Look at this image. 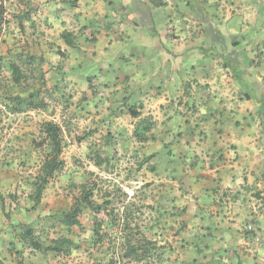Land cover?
I'll return each instance as SVG.
<instances>
[{
  "label": "crops",
  "instance_id": "obj_1",
  "mask_svg": "<svg viewBox=\"0 0 264 264\" xmlns=\"http://www.w3.org/2000/svg\"><path fill=\"white\" fill-rule=\"evenodd\" d=\"M22 3L29 5L25 11L31 15L43 8V16L52 24L48 31L58 38L52 41L53 48L67 54L77 51L73 55L77 69L94 68L101 76L93 80L95 85L98 80H111L114 87L108 93L122 101L120 109L131 129L137 121L127 113L132 106L138 105L140 118L154 114L151 132L159 130L138 144H160L163 127L184 129V147H168L176 152L167 173L159 174L167 176L161 181L170 190L172 218L177 209L183 211L181 227L165 231L171 247L163 243L160 264H264V200L260 199L264 197V121L249 117L236 131L228 117L244 119L253 112L264 117V0ZM33 24V33L39 31ZM63 32L71 34L72 48L61 39ZM87 40L93 44L83 45ZM120 81L122 88L116 84ZM154 105L162 110L157 117L150 111ZM191 129L199 132L193 134ZM200 130L204 142L192 147ZM182 163L185 166L179 170ZM4 184L1 172L0 196ZM181 188L182 197L175 193ZM19 222L4 220L0 205V264H16L18 252L25 264H31L28 258L35 251L26 247L22 253L23 245L10 233ZM178 240L189 242L188 248H174L172 243Z\"/></svg>",
  "mask_w": 264,
  "mask_h": 264
},
{
  "label": "rangeland",
  "instance_id": "obj_2",
  "mask_svg": "<svg viewBox=\"0 0 264 264\" xmlns=\"http://www.w3.org/2000/svg\"><path fill=\"white\" fill-rule=\"evenodd\" d=\"M43 5L42 3L41 6ZM25 6L22 0H0V7L12 15L28 12V17L22 21V27L19 26L20 20L16 19L9 24H4L0 31V110L2 111L0 113V173L3 172L5 177L0 205L4 220L10 222L11 218H15L20 221L18 225L10 229V233L20 240L21 233L25 229L23 224L30 227L35 238L45 244L47 240L64 237L71 240L77 247L70 253H32L28 258L31 264L106 262L112 256L115 259L118 258L120 264H135L129 259L130 257L122 258L126 246L124 235L131 238L132 244L141 240L140 236H143L155 245L156 250L150 251V261L142 264H160L161 252L165 248L163 243L167 242L170 246L171 242L170 234H166L165 231L179 229L183 218L181 214L183 211L179 209L176 210L177 216L172 218L170 190L161 180L167 177L166 169L171 165L173 152H176L175 149L170 151L168 147L172 145L184 147V140H181L184 129L163 127L160 131H164L165 136L163 140L160 139V144L156 141L149 145L138 144L140 140L132 135L134 126L131 129L132 124L128 122L125 111L120 109L119 104L122 101L108 93L111 87H114L113 83H110L111 80H98L95 85L93 80L101 76H97L94 68L88 71L77 69L73 63L76 61L73 55L77 51H69L67 54L53 48L55 44L52 41H57L58 38L49 33L48 30L52 28L50 27L52 24L43 16V8H39L37 13L31 15V11H25ZM39 12L41 13L38 14ZM31 21L38 26L39 31L36 30L33 33ZM46 22L49 24L46 25ZM184 22L188 24L187 21ZM171 28L173 31L174 27ZM88 43L93 44L87 40L83 45ZM98 48L101 47L98 46ZM81 52L85 57L83 48ZM91 52V48L88 49L87 53L91 54ZM27 53L43 58L42 70L46 89L39 91L36 100H44L48 109L25 111L19 115L10 114L5 111V107L12 102L6 98L14 97L21 92V89L12 88L9 65L19 64L18 58H23ZM186 76H190V73L189 75L186 73ZM102 82L109 83L103 85ZM123 83L124 81L116 82L121 88ZM31 87L29 90L27 86L20 87L26 92L23 96L33 90H39L40 83L36 81V77H33ZM55 88L56 93L53 92ZM62 95L69 96L68 101L64 102L60 99ZM151 108L150 111L156 113L155 117L162 113L158 105ZM252 114L255 113L238 120L235 116L229 115V119L233 122L232 129L238 131V127L241 124L244 125L242 121L249 117L251 121L263 123L264 117L260 113L257 112L253 116ZM185 115L187 116L188 113ZM152 116L151 119L154 118V114ZM160 118H162L161 115ZM44 121L55 122L62 128L61 159L64 165L45 188L40 204L36 209H32L33 187L30 186V182L36 176L47 153L45 146L38 147L43 139L40 125ZM158 130L159 128L154 129L149 135L155 134ZM191 131L197 134L199 129H191ZM256 131L260 132L259 129ZM107 133H111L114 137V143L110 144L113 148L111 152L107 151L110 149L109 145H106L102 139ZM169 139L172 144H167ZM204 139L205 135L200 130V135L196 136L192 147H199ZM96 153L101 157L108 154L109 165L103 164L101 168H96L93 165ZM178 155L183 153L179 152ZM149 156L153 158L146 161ZM183 163L177 165L179 170L183 167ZM150 168H154V171H150ZM162 170L165 171L162 174L165 177L159 176ZM7 175L8 179H6ZM87 183L95 188L92 197L94 204L112 211L113 214L126 216L125 222L128 225L127 232H121L119 224H122V221L116 220L117 217L112 214L109 218L111 225L107 223L108 219L102 223L99 234L103 242L97 246L92 244L94 213L91 210H84L79 217L80 227L65 230L53 220L55 214L70 209L74 202V194H77L81 185ZM182 192L183 188L175 193L182 197ZM19 210H28L29 214L26 216ZM176 242L178 244L172 243L174 248H188L189 242L184 240ZM25 249L23 248L22 253ZM17 255L18 253H16L15 261L22 260L24 263V257Z\"/></svg>",
  "mask_w": 264,
  "mask_h": 264
},
{
  "label": "trees",
  "instance_id": "obj_3",
  "mask_svg": "<svg viewBox=\"0 0 264 264\" xmlns=\"http://www.w3.org/2000/svg\"><path fill=\"white\" fill-rule=\"evenodd\" d=\"M23 2V0H22ZM26 5V4H24ZM29 9V6L26 5L25 9ZM28 17L27 13L12 15L7 12L4 8L0 7V31L4 24H9L10 22L15 21L16 19L19 21V26L22 27V21ZM61 39L64 43L72 47V36L70 33L63 32L61 34ZM19 64L11 63L9 65V73H10V83L12 88L21 89V92L14 97L6 98L10 99L12 103L9 106L5 107V111L10 114L19 115L25 111H44L48 109V105L44 102V100L37 101L36 98L38 96L39 91L42 89H46V83L44 80V72L42 70L43 58L41 56H33L30 53H27L23 56V58H18ZM226 69V64L224 65ZM33 77H36V81L40 83L39 90H33L30 93L26 94L25 91H22L23 88L21 86H27V90L31 89L33 86ZM56 88L53 92L56 93ZM54 93V94H55ZM69 96L62 95L60 99H63L64 102L68 101ZM138 106V105H137ZM137 106H132L131 109L127 111L128 115H130L133 119L137 121L134 124V128L132 130V135L139 139L141 142H145L147 139V135L151 133L154 127V122L147 117L140 118V114L136 112ZM141 107V106H140ZM139 107V108H140ZM0 113L2 111L0 110ZM40 133L43 137L39 146H45L47 149V153L44 156V159L37 171L35 177L30 182V186L33 187V194L31 196L32 201L34 202L33 208L40 204L42 199V194L50 183L51 180L55 178V176L62 170L63 161L61 159L62 152V128L58 126L55 122L52 121H44L40 125ZM138 137V138H137ZM102 139H104L106 145H109L108 152H111L113 149L110 147V144L114 143V137L111 133H107ZM107 152V153H108ZM107 155V156H106ZM104 157H101L100 154L96 153L93 159V165L96 168H101L102 165L108 166L110 163V159L107 158L108 154ZM153 158V156H149L146 161ZM141 167V166H140ZM150 171H154V168H150ZM95 188L92 184L87 183L80 186L77 194H74V202L71 205L70 209L65 212H61L59 214H55L53 216V220L57 221L59 225L63 229H71L73 227H80L79 217L83 214L84 210H91L94 213L93 217V229H92V239L93 245L97 246L98 244H102L103 239L99 234L101 230L102 223L108 219L107 222L109 225L112 224L110 221V216L113 214L112 211H107L106 208L103 209L100 205L94 204L92 201L93 192ZM264 200V198H262ZM106 204H108L106 202ZM6 215V214H5ZM114 217H117L116 220L122 221V224H119L121 232H127L128 225L125 222V217H122L118 214H113ZM7 217V215H6ZM9 218V217H7ZM25 226L24 231L21 233L22 237L20 239L21 245L23 248L30 249L32 251L46 254L48 252H52L55 254L61 253H70L72 249H77L74 243L64 237H57L50 240H47L46 244L35 238L33 230ZM121 234V233H120ZM122 235V234H121ZM141 240H138L136 243L132 244V240L129 236L124 235V239L126 242L125 249L123 250L122 258H129L135 264L147 263L150 261V251L156 250L155 245H152L150 241H148L145 237L140 236ZM162 247V246H161ZM162 249V248H161ZM162 255V252H161ZM18 256H21L20 252H18ZM161 257V256H160ZM118 258H114V256L110 257V259L106 262H91V263H82V264H120L117 260ZM159 262V261H158ZM16 264H24L22 260L16 262Z\"/></svg>",
  "mask_w": 264,
  "mask_h": 264
},
{
  "label": "clouds",
  "instance_id": "obj_4",
  "mask_svg": "<svg viewBox=\"0 0 264 264\" xmlns=\"http://www.w3.org/2000/svg\"><path fill=\"white\" fill-rule=\"evenodd\" d=\"M249 227L252 229V227H251V226H249ZM249 227H248V228H249ZM248 228H247V230H251V229H248Z\"/></svg>",
  "mask_w": 264,
  "mask_h": 264
},
{
  "label": "built area",
  "instance_id": "obj_5",
  "mask_svg": "<svg viewBox=\"0 0 264 264\" xmlns=\"http://www.w3.org/2000/svg\"><path fill=\"white\" fill-rule=\"evenodd\" d=\"M248 229H251L250 227Z\"/></svg>",
  "mask_w": 264,
  "mask_h": 264
}]
</instances>
